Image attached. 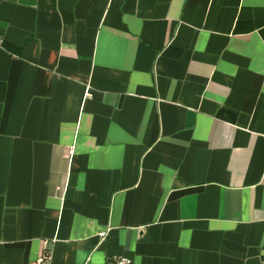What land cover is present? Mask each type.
<instances>
[{
	"label": "crops",
	"instance_id": "obj_1",
	"mask_svg": "<svg viewBox=\"0 0 264 264\" xmlns=\"http://www.w3.org/2000/svg\"><path fill=\"white\" fill-rule=\"evenodd\" d=\"M44 240L264 264V0H0V264Z\"/></svg>",
	"mask_w": 264,
	"mask_h": 264
},
{
	"label": "built area",
	"instance_id": "obj_2",
	"mask_svg": "<svg viewBox=\"0 0 264 264\" xmlns=\"http://www.w3.org/2000/svg\"><path fill=\"white\" fill-rule=\"evenodd\" d=\"M72 153V150H70ZM43 246L37 257L25 264H52L50 252H51V240L42 241ZM105 264H131V259L128 256H115L106 261Z\"/></svg>",
	"mask_w": 264,
	"mask_h": 264
}]
</instances>
